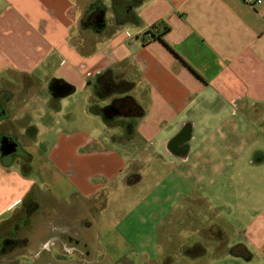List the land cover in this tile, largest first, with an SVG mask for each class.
Returning a JSON list of instances; mask_svg holds the SVG:
<instances>
[{"label": "crops", "instance_id": "crops-1", "mask_svg": "<svg viewBox=\"0 0 264 264\" xmlns=\"http://www.w3.org/2000/svg\"><path fill=\"white\" fill-rule=\"evenodd\" d=\"M262 1L140 0L122 9L116 0H0V264H52L40 263L32 235L21 242L24 207L130 186L146 153L138 144L157 143L150 156L179 165L175 191L205 169L226 174L243 162L264 174ZM39 158L42 184L33 177ZM240 191L262 207L261 185L255 196L251 186ZM252 213L241 247L247 261L261 252L264 263V211Z\"/></svg>", "mask_w": 264, "mask_h": 264}, {"label": "rangeland", "instance_id": "rangeland-1", "mask_svg": "<svg viewBox=\"0 0 264 264\" xmlns=\"http://www.w3.org/2000/svg\"><path fill=\"white\" fill-rule=\"evenodd\" d=\"M116 1L124 9L129 2L140 0ZM106 4L111 7V0ZM137 148L146 153L143 158L137 157L138 163L131 169L134 173L125 177L130 186L115 183L97 198L71 199L66 204L45 195L24 207L18 233L24 246L32 235L31 249L39 253L40 263L264 264L261 252H255L256 258L249 262L241 247L246 244L245 226L253 218L252 212L264 211V203L255 208V201L246 202L244 194L240 197L243 186H251L253 196L255 186L263 189L264 174L243 162L241 168L226 174L216 175L205 169L199 181L193 185L186 182L175 191L176 181L170 173L177 168L180 172L179 165L150 156L158 150L157 143H141ZM45 164L44 158L34 161L33 177L41 184L47 180ZM68 194L64 192L63 196ZM177 196L184 202H176ZM44 210L50 211V216L42 218ZM37 220L40 228L35 229ZM249 250L254 251L251 247ZM23 258L32 261L29 256Z\"/></svg>", "mask_w": 264, "mask_h": 264}, {"label": "built area", "instance_id": "built-area-1", "mask_svg": "<svg viewBox=\"0 0 264 264\" xmlns=\"http://www.w3.org/2000/svg\"><path fill=\"white\" fill-rule=\"evenodd\" d=\"M242 1L251 7L260 6L263 4L262 0H242Z\"/></svg>", "mask_w": 264, "mask_h": 264}, {"label": "flooded vegetation", "instance_id": "flooded-vegetation-1", "mask_svg": "<svg viewBox=\"0 0 264 264\" xmlns=\"http://www.w3.org/2000/svg\"><path fill=\"white\" fill-rule=\"evenodd\" d=\"M98 21V18L96 17L95 22Z\"/></svg>", "mask_w": 264, "mask_h": 264}, {"label": "trees", "instance_id": "trees-1", "mask_svg": "<svg viewBox=\"0 0 264 264\" xmlns=\"http://www.w3.org/2000/svg\"><path fill=\"white\" fill-rule=\"evenodd\" d=\"M139 3V2H138ZM137 3H135V5H136Z\"/></svg>", "mask_w": 264, "mask_h": 264}]
</instances>
